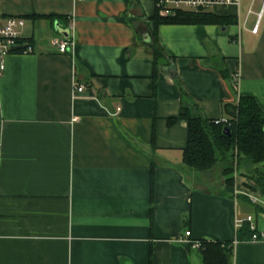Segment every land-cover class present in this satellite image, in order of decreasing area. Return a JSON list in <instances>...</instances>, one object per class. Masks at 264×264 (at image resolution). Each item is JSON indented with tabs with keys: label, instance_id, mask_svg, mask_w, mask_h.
Listing matches in <instances>:
<instances>
[{
	"label": "crops",
	"instance_id": "obj_1",
	"mask_svg": "<svg viewBox=\"0 0 264 264\" xmlns=\"http://www.w3.org/2000/svg\"><path fill=\"white\" fill-rule=\"evenodd\" d=\"M0 6L26 19L20 49L31 46L0 75V264H204L201 240L233 242L229 264H264V240L239 241L235 227L239 214L264 229L250 205L260 189L245 177L205 187L217 166L185 168L188 123L169 124L183 106L227 119L223 104L240 96L264 110V0L214 7L234 20L223 26L156 27L157 0ZM60 29L67 53L52 45ZM155 33L168 56L156 93Z\"/></svg>",
	"mask_w": 264,
	"mask_h": 264
},
{
	"label": "trees",
	"instance_id": "obj_2",
	"mask_svg": "<svg viewBox=\"0 0 264 264\" xmlns=\"http://www.w3.org/2000/svg\"><path fill=\"white\" fill-rule=\"evenodd\" d=\"M156 27L162 24L187 25H227L234 22L228 17L219 16L211 11H177L175 15L162 16L157 11L153 17ZM154 53V92L158 87V73L160 66L168 57L161 48L157 34L152 43ZM169 63V62H168ZM224 78H229L226 69H220ZM181 90L183 101H189L198 107L196 102L177 82ZM228 122L215 123L214 119L205 117L202 113L193 116L190 109L183 106L180 115L170 118L169 124L179 119L188 123V142L184 150L183 164L185 168L196 173L212 171L218 164L236 155L239 167L246 177L255 181L264 198V110L252 96H240L234 103L223 104ZM230 129V134L224 128ZM154 165L151 171V198H153ZM231 170V169H230ZM232 185V182H231ZM241 199H247L242 197ZM249 203V201H248ZM250 204V203H249ZM255 212L264 213L261 204H250ZM253 232L250 224L245 222L237 231V240H249ZM200 251L204 264H229V255L234 251L233 242L201 240Z\"/></svg>",
	"mask_w": 264,
	"mask_h": 264
},
{
	"label": "built area",
	"instance_id": "obj_3",
	"mask_svg": "<svg viewBox=\"0 0 264 264\" xmlns=\"http://www.w3.org/2000/svg\"><path fill=\"white\" fill-rule=\"evenodd\" d=\"M85 1V0H77ZM239 0H157V11L162 16L175 15L177 11H210L216 6H230L238 4ZM26 26V19L23 17L7 16L4 17L0 6V75L6 69L7 57L16 51L30 52L31 46H26L24 49H20V39L22 29ZM71 28V22L68 24ZM52 45L60 52L67 53L70 50V39H52ZM84 86H78L75 91L77 93L82 92ZM228 119H216L215 123H226ZM238 194V193H237ZM250 199L254 204H261L264 206V200L260 195H250ZM248 222L250 229L253 232L252 240H264V229L260 230L252 215H246L241 217L239 214L235 217V227L237 230L242 225ZM187 236L191 235V232H186ZM192 245L199 248L200 242L193 241Z\"/></svg>",
	"mask_w": 264,
	"mask_h": 264
},
{
	"label": "rangeland",
	"instance_id": "obj_4",
	"mask_svg": "<svg viewBox=\"0 0 264 264\" xmlns=\"http://www.w3.org/2000/svg\"><path fill=\"white\" fill-rule=\"evenodd\" d=\"M242 172L244 171H242L239 167L238 160L235 155L233 159H229L223 163L218 164L217 167L212 171V173H210V175L208 176L209 180H207L204 185L205 187H209L210 190L222 191L227 187H235L237 180H241L244 177L248 180H251ZM251 181L252 183L250 184L246 183V187L254 191L256 189L254 185L257 186V184L255 181ZM195 183H197V181H195ZM240 196L246 197L245 195Z\"/></svg>",
	"mask_w": 264,
	"mask_h": 264
},
{
	"label": "water",
	"instance_id": "obj_5",
	"mask_svg": "<svg viewBox=\"0 0 264 264\" xmlns=\"http://www.w3.org/2000/svg\"><path fill=\"white\" fill-rule=\"evenodd\" d=\"M60 32L68 39L69 38V34H70V32H69V30H61L60 29ZM22 46H20L19 48H21ZM172 73H173V71H172ZM224 131L227 133V134H230V129L228 128V127H225L224 128Z\"/></svg>",
	"mask_w": 264,
	"mask_h": 264
}]
</instances>
